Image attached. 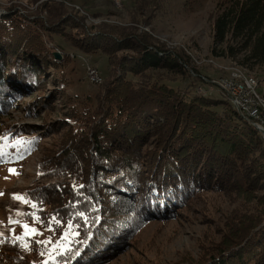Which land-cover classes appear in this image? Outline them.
<instances>
[{
  "label": "trees",
  "instance_id": "trees-1",
  "mask_svg": "<svg viewBox=\"0 0 264 264\" xmlns=\"http://www.w3.org/2000/svg\"><path fill=\"white\" fill-rule=\"evenodd\" d=\"M14 1L0 5V163L25 162L41 148L24 193L29 210L19 220L50 226L55 241L64 228L48 224L53 216H74L81 227L65 255H57L55 242L2 237L0 261L111 264L134 248L147 223L177 219L205 198L233 197L230 205L241 203L219 234L199 246L198 258L178 264H264L262 136L224 92L216 98L197 91L201 79L182 51L166 50L135 27L137 15L154 17L171 0H131L127 27L86 26L67 6L71 0ZM211 32V54L242 55L241 66L264 72V0H219ZM64 48L104 57L102 83L69 95L68 59L54 57ZM178 79L188 82L172 85ZM29 97L25 114L38 112L44 125L2 128L1 119ZM46 139L51 143L41 145Z\"/></svg>",
  "mask_w": 264,
  "mask_h": 264
},
{
  "label": "rangeland",
  "instance_id": "rangeland-1",
  "mask_svg": "<svg viewBox=\"0 0 264 264\" xmlns=\"http://www.w3.org/2000/svg\"><path fill=\"white\" fill-rule=\"evenodd\" d=\"M218 1L198 0L185 8L182 5L183 0H171L169 7L165 6L154 17H151L150 13L146 17H143L142 14L137 15L135 20L137 22H134L137 23L135 27L139 33L148 34L162 44L166 50L170 52L180 50L188 57L191 67L198 74L197 76L192 71L193 75L201 79V83L196 84L198 92L219 98L223 91L217 87V83H228L231 80H236V75L239 79L244 75L245 78L255 76L254 79H257L260 85L257 90L264 95V72L262 69L259 67L250 68L249 65L241 66L242 55L228 59L219 51L217 55L211 54V24ZM9 3L16 4L18 2L0 0L2 7ZM66 4L86 18V26H96L100 23L115 27L132 25L128 13L132 7L131 0H71ZM126 6L127 8H125ZM126 9L128 10L126 11ZM88 13H98L100 17L93 18ZM1 14L2 12H0ZM146 21L147 23H145ZM62 52L54 50V53L59 54L61 60L65 57L68 59L63 62V68L65 74L68 75L69 95L75 92L89 91L91 85L87 82L85 67L93 66L102 76L106 67L105 58L99 55H84L67 48H64ZM187 82L178 79L172 85H185ZM60 100L62 102L63 99ZM32 101V97L26 98L12 109L7 116L1 119L2 128L24 125L40 129L45 121L43 115H38V112L29 114L24 112V107ZM49 118L56 119L57 116L52 115L47 120ZM50 143L51 141L46 139L41 142V145ZM41 159L40 148L25 162L16 164L17 166L0 163V191L3 192V195H0V235L9 236L11 239L23 236L25 229L21 225L26 224L41 233L40 235H29L28 238H32L36 242L46 241L50 238L48 230L43 229L40 224L34 221L19 220V217L28 212L29 202L22 203L13 199L14 195L24 196L25 190L36 176ZM9 169H15L17 174H11ZM25 200L28 201L26 198ZM232 200L233 197L205 198L203 207L201 204L193 202L188 210L180 213L181 215L177 219L165 223H147L140 231L134 248L112 261L111 264H178L190 258H198L199 246L219 234L218 228L228 222L226 218L229 213L240 205L242 199L235 202L234 205H230ZM17 213H23V215H17ZM51 241L53 243L55 239ZM40 244L42 245V243ZM43 245L46 247L48 244ZM29 256H32V252ZM41 256L46 257L44 254ZM3 262L0 261V264Z\"/></svg>",
  "mask_w": 264,
  "mask_h": 264
},
{
  "label": "built area",
  "instance_id": "built-area-1",
  "mask_svg": "<svg viewBox=\"0 0 264 264\" xmlns=\"http://www.w3.org/2000/svg\"><path fill=\"white\" fill-rule=\"evenodd\" d=\"M85 70L87 82L91 86L95 87L100 84L102 76L93 66L87 65ZM216 85L224 92L229 102L237 103V109L246 115L248 121L255 122L264 130V95L258 92L257 84L232 83L231 80L228 83H217ZM254 95L262 96V104H254Z\"/></svg>",
  "mask_w": 264,
  "mask_h": 264
},
{
  "label": "snow or ice",
  "instance_id": "snow-or-ice-1",
  "mask_svg": "<svg viewBox=\"0 0 264 264\" xmlns=\"http://www.w3.org/2000/svg\"><path fill=\"white\" fill-rule=\"evenodd\" d=\"M6 140V138H5ZM33 141H28L26 143H32ZM16 143H25L22 141H17ZM5 153L3 152L2 148H0V162H6L4 160L5 157ZM9 172L11 174H17L15 169H9ZM0 195H3V192L0 191ZM14 200H18L21 201L22 203H28V201L25 200L24 196L21 195H14L13 196ZM33 208H35V205H32ZM17 215H23V213H17ZM33 215L34 220L43 223V221H40L39 217H35L34 213L30 214ZM75 216H79L81 218H83L86 222H87V216H85L84 213L82 212H77L75 213ZM75 217L74 216H69V218L67 219L66 222L58 219L56 216H53L52 219L48 222L49 225L51 224H56L57 227H60L61 225H63V232L60 235V238L55 241L53 248L54 249H60V251L57 252V255H65L68 251H71L70 248L67 247V245L71 242V240L69 239L70 237H75L78 236L80 233L78 231V229L81 227V225L79 223H75L74 222ZM10 222H12L10 220ZM22 228L25 229L24 235L23 236H17L15 237V240L18 241H23L25 240L26 237H29V235H40L41 233H39L35 228H30L28 225H21ZM49 231H55V229L51 228L49 226ZM3 241H0V243H2ZM37 243H42V244H48V243H52L51 238H49L46 241H37ZM23 246L25 248H27V244H23ZM43 254V253H42ZM53 262L55 261V257H52ZM45 264H47V261H45Z\"/></svg>",
  "mask_w": 264,
  "mask_h": 264
},
{
  "label": "bare ground",
  "instance_id": "bare-ground-1",
  "mask_svg": "<svg viewBox=\"0 0 264 264\" xmlns=\"http://www.w3.org/2000/svg\"><path fill=\"white\" fill-rule=\"evenodd\" d=\"M237 79L236 80H232V83H240V84H247V82L249 83H254L257 84V89H259L260 85L257 81V79H254V77H249V78H245L244 75L241 77V79H239L237 77V75L235 76ZM102 83V81H100V84ZM100 84H97L96 86H99ZM230 104L232 105V107L240 114V116L242 118H244L247 122H249L262 136L263 142H264V130L257 126L255 122L253 121H248V119L246 118V115L242 114V112L240 110L237 109V103L236 102H230ZM254 104H262V96L261 95H254ZM230 107V105H229Z\"/></svg>",
  "mask_w": 264,
  "mask_h": 264
},
{
  "label": "water",
  "instance_id": "water-1",
  "mask_svg": "<svg viewBox=\"0 0 264 264\" xmlns=\"http://www.w3.org/2000/svg\"><path fill=\"white\" fill-rule=\"evenodd\" d=\"M0 11H1V9H0ZM54 57H55L57 60L60 59V56H59L58 53H54Z\"/></svg>",
  "mask_w": 264,
  "mask_h": 264
}]
</instances>
